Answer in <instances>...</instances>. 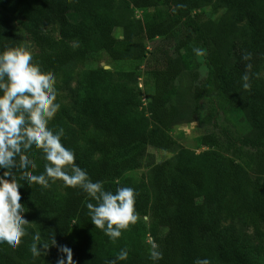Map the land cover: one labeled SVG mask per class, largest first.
Instances as JSON below:
<instances>
[{
    "label": "trees",
    "instance_id": "obj_1",
    "mask_svg": "<svg viewBox=\"0 0 264 264\" xmlns=\"http://www.w3.org/2000/svg\"><path fill=\"white\" fill-rule=\"evenodd\" d=\"M124 1L142 17H131L132 9L118 13L116 0H0V50L32 42L34 60L56 78L69 64L93 57L98 36L112 62L139 63L146 58V42L170 38L179 28L185 33L175 54L164 52L162 65L146 70L145 105L141 90L127 81L138 72L116 79L102 66L88 70L71 107L61 104L57 82L61 109L50 126L64 128L62 142L76 152V162L93 181H103L110 191L117 186L136 190L141 220L112 243L91 224L89 201L80 189L62 182L48 189L22 183L28 235L15 249L0 244V264H56L61 246L72 249L75 264H108L122 248L129 256L118 264H153L147 237L163 253L157 264H194L197 258L211 264H264V0ZM204 6L225 8L227 22L204 18ZM243 20L246 28L235 44L230 37ZM56 25L58 38L51 32ZM118 28L125 30L124 37H114ZM196 48L207 65L199 81ZM229 49L236 57L231 64ZM246 54L250 60L243 58ZM185 72L193 81L194 105L206 106L202 122L215 129L200 138L208 148L198 154L179 147L170 134L182 115L175 100ZM240 111L247 134L230 117ZM148 147L178 152L140 180L125 177L142 166ZM30 158L38 164L34 174L42 172L39 153ZM37 233L49 249L34 258L30 248Z\"/></svg>",
    "mask_w": 264,
    "mask_h": 264
},
{
    "label": "clouds",
    "instance_id": "obj_2",
    "mask_svg": "<svg viewBox=\"0 0 264 264\" xmlns=\"http://www.w3.org/2000/svg\"><path fill=\"white\" fill-rule=\"evenodd\" d=\"M193 51L197 56L203 55L199 48ZM243 58L250 60L251 55ZM251 67L247 65V69ZM242 80L243 88L249 89V76L245 74ZM57 98L56 76L43 71L27 47L0 50V244L13 249L28 235L29 222L22 215L26 207L21 198L22 183L48 189L62 182L65 188L80 189L89 201L86 208L91 224L112 243L141 220L135 207L136 190L117 186L115 191H110L105 189L103 181H93L76 162V152L62 142L64 128L50 126L61 109ZM33 152H38L44 161L39 174H34L38 164L35 158H30ZM143 219L147 222L148 217ZM40 241V235L35 234L30 248L34 258L49 249L48 244ZM51 242L56 246L54 236ZM149 243V259L157 264L163 260V253L157 243ZM59 252L62 255L56 264H75L71 248L61 246ZM128 256V249L122 248L108 264L126 261ZM194 264H211V261L197 258Z\"/></svg>",
    "mask_w": 264,
    "mask_h": 264
},
{
    "label": "rangeland",
    "instance_id": "obj_3",
    "mask_svg": "<svg viewBox=\"0 0 264 264\" xmlns=\"http://www.w3.org/2000/svg\"><path fill=\"white\" fill-rule=\"evenodd\" d=\"M117 12L124 14L131 10L132 7L127 5L124 0H116ZM133 10V9H132ZM201 11H203L202 16L207 19L214 20L215 22H227L226 10L223 7L215 6H204ZM131 17L141 18L142 12L139 10H133ZM222 23V24H223ZM246 23L245 21H240L235 24L234 34L231 40L233 43L237 44L240 42L243 30L245 31ZM51 32L56 38H58V25H56ZM125 35V30L118 28L114 32L115 38H122ZM185 35L182 28L176 30V32L170 38H156L152 41L146 42V58L139 63L131 61H120L112 62L106 52L101 49V39L100 36L93 40L92 48L95 51L93 57L88 59L86 62H74L68 66L62 68L57 77V82L60 87V98L61 104L63 106L71 107L74 103V98H76V92L84 79L88 70L102 66L112 72L116 79H119L122 73L134 71L139 74L135 77L128 79L127 81L131 86H135L137 89L141 90L142 102L146 103V93L150 89V83L148 78L145 76L147 69L158 67L162 65L160 60L164 52L169 54H175V46L178 40ZM25 47H27L32 53L37 51L36 46L32 42H26ZM236 57L233 50L229 49L227 53V62L229 64L235 61ZM199 62V80L205 78L207 73L206 61L202 56H197ZM260 76L264 78V68L260 73ZM178 95L175 102L178 105V109L182 112L181 117L178 119L176 124L172 127L170 132L171 136L175 139L177 145L182 148H186L196 154L207 149L201 144L200 138L208 133L215 131V129L208 124L202 122V118L207 115V109L204 103L200 105H194V101L191 97V92L193 91V81L187 72L178 80ZM197 106V108L195 107ZM196 109V113H195ZM230 117L235 123L237 130L242 134H247L250 128L246 122V117L241 112H231ZM178 150H161L152 147H148L145 157L142 159V166L136 170L128 171L125 173V177H130L134 181L140 180L145 177L149 169L156 163L164 161L166 159L173 158L177 155ZM166 232L165 228L160 229V235ZM151 239L147 237V242L149 243Z\"/></svg>",
    "mask_w": 264,
    "mask_h": 264
}]
</instances>
